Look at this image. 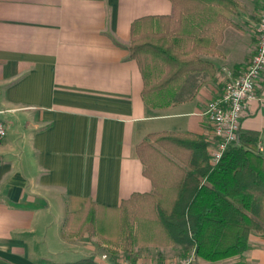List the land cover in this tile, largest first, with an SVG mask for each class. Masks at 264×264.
Masks as SVG:
<instances>
[{"label":"crops","instance_id":"1","mask_svg":"<svg viewBox=\"0 0 264 264\" xmlns=\"http://www.w3.org/2000/svg\"><path fill=\"white\" fill-rule=\"evenodd\" d=\"M232 1L222 40L200 55L213 70L197 76L195 97L153 109L143 100L131 30L139 19L171 15V0H0V111H10L0 113L9 126L0 143V264L97 261V237L65 233L71 200L118 208L153 193L138 154L150 135L193 134L210 153L209 105L252 60L264 9V0ZM245 133H258L264 157V72L242 119ZM148 250L173 257L184 249ZM131 258L121 252L111 264ZM194 264H264V234L252 232L242 256Z\"/></svg>","mask_w":264,"mask_h":264},{"label":"trees","instance_id":"2","mask_svg":"<svg viewBox=\"0 0 264 264\" xmlns=\"http://www.w3.org/2000/svg\"><path fill=\"white\" fill-rule=\"evenodd\" d=\"M171 1V15L139 19L131 30V54L144 78L143 100L153 109L195 97L202 83L197 76L213 70L200 55L213 53L234 12L232 0ZM240 139L214 164L199 136L150 135L138 154L154 192L135 194L118 208L73 198L66 235L88 233L101 246L129 257L136 249L176 244L207 262L242 256L251 233L264 234V157L258 153V133ZM69 264L102 263L88 258Z\"/></svg>","mask_w":264,"mask_h":264},{"label":"built area","instance_id":"3","mask_svg":"<svg viewBox=\"0 0 264 264\" xmlns=\"http://www.w3.org/2000/svg\"><path fill=\"white\" fill-rule=\"evenodd\" d=\"M258 48L245 71L233 79L225 91L209 105L207 114L212 122L214 143L210 149L212 163L219 162L225 151L240 144L242 119L253 101L257 99V85L264 72V9L258 25ZM10 111H0V113ZM12 112V110H11ZM9 126L0 118V143L8 135ZM107 259V255L102 256ZM195 253L179 260L137 262L135 264H194ZM122 264H129L124 262Z\"/></svg>","mask_w":264,"mask_h":264},{"label":"rangeland","instance_id":"4","mask_svg":"<svg viewBox=\"0 0 264 264\" xmlns=\"http://www.w3.org/2000/svg\"><path fill=\"white\" fill-rule=\"evenodd\" d=\"M101 242L99 241V246ZM184 249V248H183ZM185 252V253H184ZM121 254V252L118 253H114L112 252V250L109 248H102V246L100 248H98L96 250V253H92L93 255H98L99 259L97 260V262L102 263V264H111V260L118 257ZM180 256H179V255ZM191 253L186 252L183 250V252L179 251L175 252V255L172 256H163L161 255L160 252H153V251H149L148 249L145 250H138L137 252H135L133 255H131V259L129 261H127L129 264H135L137 262H162V261H168V260H179V259H183L186 258L190 255ZM103 255H107L108 258L107 259H103L102 256ZM93 257H91L90 259H92Z\"/></svg>","mask_w":264,"mask_h":264}]
</instances>
